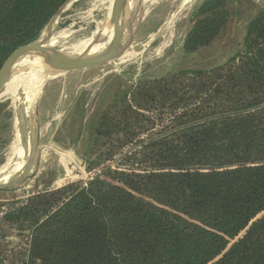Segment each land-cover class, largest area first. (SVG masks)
<instances>
[{
  "label": "trees",
  "instance_id": "trees-1",
  "mask_svg": "<svg viewBox=\"0 0 264 264\" xmlns=\"http://www.w3.org/2000/svg\"><path fill=\"white\" fill-rule=\"evenodd\" d=\"M66 1L0 0V66ZM234 1L202 0L186 53L218 38ZM94 134L109 146L95 167L132 146L115 168L8 209L21 264H264V5L227 61L139 80Z\"/></svg>",
  "mask_w": 264,
  "mask_h": 264
},
{
  "label": "rangeland",
  "instance_id": "rangeland-1",
  "mask_svg": "<svg viewBox=\"0 0 264 264\" xmlns=\"http://www.w3.org/2000/svg\"><path fill=\"white\" fill-rule=\"evenodd\" d=\"M104 2L72 1L52 29L50 38H57L54 47L69 51L71 45L93 37L96 27L107 17L108 2ZM201 2H149L134 37V45L128 48L139 50L143 47L140 53L125 61L117 59L55 78L46 75L52 79L40 86L37 116L36 106L29 107L25 102L17 105V95L0 93V167L12 158V145L18 132L25 147L32 145L31 155L21 174L4 184L20 188L0 191L1 206L12 209L34 193L89 180L107 165L115 168L131 144L125 145L100 166L92 165L102 152L109 149L96 140L94 131L99 117L110 104L128 93L141 79L159 77L180 69H208L224 63L241 50L249 19L264 5V0L232 2L237 12L218 38L207 47L186 53L183 50L185 36ZM38 128L40 141L36 147ZM19 238L20 249L26 248L25 239Z\"/></svg>",
  "mask_w": 264,
  "mask_h": 264
},
{
  "label": "bare ground",
  "instance_id": "bare-ground-1",
  "mask_svg": "<svg viewBox=\"0 0 264 264\" xmlns=\"http://www.w3.org/2000/svg\"><path fill=\"white\" fill-rule=\"evenodd\" d=\"M95 1L108 2V7L106 11L110 13L113 0H95ZM152 1L153 0H125L119 19V32L121 36V41L124 45H130V47L134 45V37L146 14V10H147L146 6L147 4H149V2L152 3ZM189 1L192 0H184L185 3ZM100 26L96 27V31L93 37L82 39L77 43L71 45L68 48L69 52L80 53L89 47H92L91 52H96L102 49L106 45L105 43L94 44L99 34ZM103 30L104 33L110 35V38L112 37L113 35L112 26L109 27L106 26L104 27ZM69 33L70 32H68L67 34L69 35ZM56 41L57 38L52 36L49 39L48 45L54 47ZM142 49L143 47L139 50L126 49L123 55L119 59L121 61L131 59L135 57L138 53H140ZM48 74L49 71L45 68L39 57L28 56L19 59L13 63L9 76L2 84L0 93L1 95L12 94L15 95V97L17 95L18 96L16 100L17 105L18 103H20L21 105H24L26 103V105H29V107H34L37 105V101L40 96V92H41L40 86L42 84H45L47 80L52 79L51 76L45 77ZM53 78H55V76ZM42 79L44 80L41 81ZM20 94H23L24 97H21ZM31 147H32L31 144L30 145L28 144V147L24 146L20 133L18 132L17 139L12 145V158L9 159V162H7V164L0 167V185L5 186L4 184H8L12 179H15L17 176L21 174L27 163L29 156L31 155Z\"/></svg>",
  "mask_w": 264,
  "mask_h": 264
},
{
  "label": "water",
  "instance_id": "water-1",
  "mask_svg": "<svg viewBox=\"0 0 264 264\" xmlns=\"http://www.w3.org/2000/svg\"><path fill=\"white\" fill-rule=\"evenodd\" d=\"M73 0H67L50 19L42 34L34 41L20 45L14 49L9 55L3 60L0 66V91L3 82L9 76L10 70L14 62L25 57H39L49 71L51 76H59L70 72L81 71L88 68H92L101 64L115 61L119 59L124 51L130 47V45H124L121 41L119 32V19L121 10L125 0H113L111 11L108 13L105 21L101 24L99 34L96 38L95 43L106 44L102 49L91 52L89 47L80 53H72L63 49H58L49 46L47 43L50 39L52 29L55 22L61 13L72 3ZM113 27V35L104 33V27ZM48 81V80H47ZM46 81V82H47ZM45 82V83H46ZM36 116L38 115V106L35 109ZM37 118V117H36ZM40 141L39 128L36 137V147ZM20 186L7 187L0 185V191H14L19 189ZM260 215L257 217L259 218ZM256 218V219H257ZM244 234V232L242 233ZM239 235V237L242 236ZM238 237V238H239Z\"/></svg>",
  "mask_w": 264,
  "mask_h": 264
},
{
  "label": "crops",
  "instance_id": "crops-1",
  "mask_svg": "<svg viewBox=\"0 0 264 264\" xmlns=\"http://www.w3.org/2000/svg\"><path fill=\"white\" fill-rule=\"evenodd\" d=\"M1 200V199H0ZM8 208V206L3 205L0 208ZM20 238L17 230L12 227L9 221L6 219L0 220V264H7L3 262V258L11 250L13 255L9 258V264H21L22 260L19 256L20 251Z\"/></svg>",
  "mask_w": 264,
  "mask_h": 264
},
{
  "label": "built area",
  "instance_id": "built-area-1",
  "mask_svg": "<svg viewBox=\"0 0 264 264\" xmlns=\"http://www.w3.org/2000/svg\"><path fill=\"white\" fill-rule=\"evenodd\" d=\"M9 208H0V220L4 218V215L7 213ZM13 255L12 251L10 250L6 256L3 258V262L9 264V258Z\"/></svg>",
  "mask_w": 264,
  "mask_h": 264
}]
</instances>
